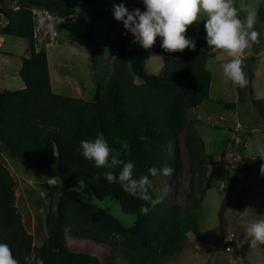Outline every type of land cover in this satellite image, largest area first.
<instances>
[{"label":"trees","instance_id":"16d2710c","mask_svg":"<svg viewBox=\"0 0 264 264\" xmlns=\"http://www.w3.org/2000/svg\"><path fill=\"white\" fill-rule=\"evenodd\" d=\"M4 3L5 0H0V14L5 19L1 31L5 36L26 41L28 56L21 58L18 71L23 88L0 90V242L11 247L19 264H26L24 256L33 252L44 264L100 263L95 255L71 250L66 234L96 245L159 257L182 252L187 234L199 233L195 213L205 196L204 189L198 197L194 196L199 181L206 179L209 166L224 165V160H217L214 155L193 152L195 128L189 111L209 98L211 73L206 64L216 52L207 45L204 20H197L185 33L196 40L195 50L186 48L170 53L161 47L159 36L150 49L136 40L128 46L131 33L115 19L113 6L124 3L129 10L137 8L132 0H14V7L2 8ZM45 11L75 20L77 30L69 42L82 49L101 47L113 29L122 26L110 70L90 101L52 90L46 51L38 46L35 34L38 18ZM257 13V23H264V9ZM154 56L162 61L157 74L145 70L146 61ZM249 95L252 107L264 123V97L254 98L250 86ZM241 102L242 93L238 90V103ZM235 107V103H223L226 111ZM184 130L189 155L188 205L184 208L166 204L162 198L161 203L143 214L141 206L145 201L103 177L107 171L118 174L120 167H97L79 148L80 141L95 139L102 133L120 159L135 164V178L149 175L150 167L168 166L179 180L178 146ZM169 144L173 145L172 155L167 151ZM262 153L254 158L239 155V167L262 173ZM3 155L29 162L40 177L57 179L68 188L55 202L48 185L43 184L45 193L38 192L51 201L43 218L45 239L39 245H35L33 236L24 227L16 204V181L4 165ZM157 177L168 176L149 175L154 199L159 197L154 186ZM76 188L88 190L100 201H116L123 213L135 217L133 225L125 226L110 213L90 207L79 198ZM205 188H210L208 183ZM233 190L230 187L228 192ZM42 201L38 194L37 202ZM257 243L264 248V244Z\"/></svg>","mask_w":264,"mask_h":264},{"label":"rangeland","instance_id":"374dc122","mask_svg":"<svg viewBox=\"0 0 264 264\" xmlns=\"http://www.w3.org/2000/svg\"><path fill=\"white\" fill-rule=\"evenodd\" d=\"M132 2L137 8L146 9L142 0ZM234 5L239 9L240 18L243 20L249 10L258 12L264 9V0H234ZM14 6V0H5L2 8ZM62 19L60 24L50 21L51 27L41 28L38 25L35 28L38 46L45 49L49 61L52 90L60 95L90 101L110 70L111 59L117 50L123 28L117 25L111 35L104 39L101 47L82 49L69 42L77 30L75 20ZM197 20H205V16L201 14ZM4 25L5 19L0 14V90L21 89L23 83L18 71L21 58L28 56L27 43L3 35L1 30ZM254 30L260 33L259 43H252L241 57L242 68L248 79L247 86L241 88L224 75L223 65L232 58L223 51L216 50L215 56L206 64L211 73L209 98L195 110L189 111V119L195 128L194 154H211L217 160H224L222 166L208 167L206 179L199 181L198 191L194 195L198 197L200 191L205 190L202 203L195 213L199 225L198 235L188 233L182 252L168 257L138 250L109 248L74 239L66 234L65 239L71 250L95 255L100 260L99 264H264V248L253 242L254 238L248 232L252 223L264 220V173L239 167V155L254 158L264 152V123L252 107L249 95L250 86L254 98L264 97V23H256ZM134 40L136 38L131 33L127 40L128 46ZM161 68L162 61L159 57H151L145 63V70L151 74L159 73ZM238 90L242 93L241 103H238ZM225 102L235 103V109L224 110ZM185 138L186 130L179 138V180L173 173L167 178L157 177L154 182L157 196L165 198L166 204H175L182 208L188 205L186 194L189 155ZM167 151L172 155V144L168 145ZM3 163L16 181V204L24 227L33 236L35 245H39L45 239L43 218L51 202L42 194L46 191L43 184L51 188L54 202L68 188L57 179L40 177L29 162L3 155ZM206 183L210 188H205ZM230 187L234 190L230 193L231 201L224 213L226 225L223 240L219 242L217 213ZM75 190L79 198L90 207L110 213L125 226L133 225L135 217L123 213L116 201H100L88 190ZM82 193L91 195L86 197ZM38 194L43 200L41 203L37 202ZM231 242L237 246L238 254L230 249Z\"/></svg>","mask_w":264,"mask_h":264},{"label":"clouds","instance_id":"9594fccd","mask_svg":"<svg viewBox=\"0 0 264 264\" xmlns=\"http://www.w3.org/2000/svg\"><path fill=\"white\" fill-rule=\"evenodd\" d=\"M142 2L145 11L139 8L129 10L124 3H120L113 6V14L143 48H152L156 37L159 36L162 37L161 47L170 53L182 52L186 48L195 50L196 40L186 37L185 33L203 14L208 47L223 51L232 58L223 65L224 75L241 88L247 86L248 79L242 68L241 57L252 43H259L260 33L254 30V25L259 19L257 11L249 10L242 20L234 0H142ZM50 21L57 25L62 23L63 19L45 11L37 22L41 28H45L52 26L48 23ZM79 148L81 154L87 160L93 161L97 167L107 169L120 167L118 174L107 171L103 173V177L108 183H119L124 191L145 201V205L141 206L143 214H147L162 202L161 197L154 199L150 194L152 181L149 175L171 176L174 171L171 167H150L149 175L135 178V164L120 159L119 153L113 152L102 133L97 134L95 139L80 141ZM260 158L264 159V153ZM261 172L264 173V165L261 166ZM82 195L87 197L91 194ZM248 232L254 238L253 242L264 244V220L252 223ZM24 260L26 264H44V260L38 258L35 252L25 255ZM0 264H19L13 256L11 247L3 242H0Z\"/></svg>","mask_w":264,"mask_h":264},{"label":"water","instance_id":"95a60500","mask_svg":"<svg viewBox=\"0 0 264 264\" xmlns=\"http://www.w3.org/2000/svg\"><path fill=\"white\" fill-rule=\"evenodd\" d=\"M231 201V194L227 192L221 202V205L219 207L218 213H217V218H218V230H219V236L218 240L221 242L223 240V235L225 232V225H226V220L224 217V213L226 209L229 207ZM230 249L235 252V254H238V249L237 246L234 243H229Z\"/></svg>","mask_w":264,"mask_h":264},{"label":"crops","instance_id":"0c3cea01","mask_svg":"<svg viewBox=\"0 0 264 264\" xmlns=\"http://www.w3.org/2000/svg\"><path fill=\"white\" fill-rule=\"evenodd\" d=\"M47 55V54H46ZM48 60V59H47ZM48 67H49V71H50V66H49V61H48ZM49 75H50V73H49ZM50 81H51V78H50ZM52 85V84H51ZM52 87V86H51ZM197 119H199V118H197Z\"/></svg>","mask_w":264,"mask_h":264}]
</instances>
